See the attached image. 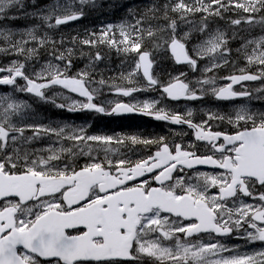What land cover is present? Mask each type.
<instances>
[{
    "label": "snow or ice",
    "instance_id": "1",
    "mask_svg": "<svg viewBox=\"0 0 264 264\" xmlns=\"http://www.w3.org/2000/svg\"><path fill=\"white\" fill-rule=\"evenodd\" d=\"M87 5L95 7V0H56L31 14L42 24L24 29L18 40L17 33L0 28V40L6 45L0 52L25 60L36 58L39 48L56 43L38 30L81 19ZM23 7L22 0H0V19L9 18V10ZM226 13L232 14L227 20L231 34L210 27V18L225 19ZM129 15L132 21L108 24L79 41L137 55L126 79L131 83L142 69L146 83L128 88L113 85L117 94L128 97L158 88L172 100H196L209 94L218 100L264 99V35L242 38L236 49L256 71L241 68L239 74L221 77L230 81L223 86L215 75H207L231 62L229 43L238 37L242 25L264 31V0H167L163 5L153 3L142 13L129 9ZM196 15L200 21L195 31L202 38L189 48L192 31L178 36L177 29ZM145 41L170 51L177 64H186L192 71L207 60L202 77L186 81L181 77L187 74L181 72L167 82L160 80L151 71L154 61L144 49ZM71 54L72 49L54 51L56 60L66 61L64 67L49 61L31 75L25 63L14 60L0 67V73H6L0 75V85L69 112L140 114L187 125L209 151L199 154L195 143L170 144L166 136L90 135V124L24 123V114L32 106L12 94L0 95V264H264V247L241 253L240 245L217 239L232 237L243 240L245 246L264 245V110L253 111L245 104L232 114L208 112L206 120L195 123L191 109L181 114L158 106L159 99L97 102L102 89L91 84L104 86L106 81H93L88 71L68 75ZM101 59L97 51L94 60ZM18 79L25 83L21 86ZM246 81L262 82L254 89L257 95L243 86ZM236 84H241V90L234 88ZM55 85L84 100L56 103L46 93ZM213 120L226 121L235 131L213 130L209 124ZM28 131L32 135H25ZM44 137L56 139L43 148L29 147ZM64 141L70 143L66 146ZM128 144L155 146V151L137 160L112 158ZM82 156L89 162L78 166ZM197 165L217 171L190 172ZM245 197L258 203H248Z\"/></svg>",
    "mask_w": 264,
    "mask_h": 264
},
{
    "label": "rangeland",
    "instance_id": "2",
    "mask_svg": "<svg viewBox=\"0 0 264 264\" xmlns=\"http://www.w3.org/2000/svg\"><path fill=\"white\" fill-rule=\"evenodd\" d=\"M29 0H22L23 2V9H19V8H14L9 10V12L7 13V16L9 18H5V19H0V28H4V29H11L13 32L17 33V35L15 36V39H20V33H22L24 31V29L29 28L33 25H40L42 24V22L37 19L36 17H34L33 15H31L32 13L38 12L39 10L45 9L47 6L52 5L53 3L56 2V0H46L48 3L39 7H35L34 9H32L33 6H35V0H31V2L29 3V8L26 9L27 3ZM123 1V2H122ZM67 0H60V3H66ZM167 0H143V2H134L132 0H120V2L117 3H111V1H109L106 5V10L104 13H93L88 20L82 24V25H77L76 27H70V28H66V29H62L61 32L64 31H69V30H91L93 27L99 26V27H105L108 24H112V25H118L120 24L122 21L124 20H129L132 21V16L129 15V9H135L137 13H142L144 12L149 6H151L153 3L158 4V5H163L164 3H166ZM27 13V15L25 14ZM108 13L110 14V16L108 15ZM11 17H16L15 19H12ZM115 17L113 20H110V18ZM34 20L33 21H28L25 22L27 19L29 20ZM18 19H20L21 21H19ZM18 20V21H16ZM97 22V23H96ZM165 24V23H163ZM199 24V23H198ZM197 24V25H198ZM196 26V25H195ZM195 26L192 27L191 23H185V22H181L179 24V27L177 29V35L178 36H182L185 32L188 31H192V38L191 40L188 42V47L191 48L195 45V40L194 36L196 35V31H195ZM243 26H247V25H243ZM83 28V29H81ZM251 29V28H250ZM240 32L244 33L242 35V37H245V39H251L253 37H258L260 35H264V31H257L254 30L253 32L248 34L249 31V27L246 28H241L240 27ZM51 29H48L46 27H41L38 32L40 35L43 34H47L48 36L51 35ZM246 32V33H245ZM240 35V33H239ZM117 36L119 37V33L117 32ZM198 43V42H197ZM6 46L4 44V42L2 40H0V47H4ZM29 47H33L35 45L30 44L28 45ZM240 47V46H239ZM239 47H237L236 49H238ZM236 49L233 50V56H232V62L231 65H229L230 67L236 66L237 68H251L253 70L256 71V66H251L248 67L246 64V61L243 57V55L241 53H237ZM148 50H150L151 52V59L154 61V72L153 74H167L169 75L168 78L171 77H175L177 75H179V73L183 72L182 70L176 68L174 66V64L172 63L171 58L169 57V55L167 54V50L164 48H160V49H156L154 47H148ZM38 57V56H37ZM36 58L34 59H29V60H25V58L23 56L17 55L15 53H3L0 52V65L1 67H6L9 66L11 64L12 61L16 60V61H20L22 63H25V71L27 74L31 75L33 72L35 71H39L41 69V67L43 65H45L47 62L51 61L54 64H58L60 65L61 68L64 67V64L62 63V61H58L56 59H51L49 61L46 62H37ZM33 61V65H31ZM208 63L207 60H202L199 62V69L200 71H196L194 72L195 75V80H197L198 78H201L203 75V68L205 67V65ZM129 65V70L132 71V69L135 68L134 63H132V66ZM98 64H94V71H97L98 68ZM216 70V69H215ZM84 71H88L91 75V78L93 81L98 82L99 80L95 77V74L93 72V68L90 66H86L85 68H83L80 72H84ZM185 73V72H184ZM199 74V76H197ZM224 72L223 70L218 71L217 73L212 74L211 73H207V75L211 76V75H215L217 77V84L220 85L221 82V77L223 76ZM21 86L23 85L22 83H18ZM262 83L257 84L256 86H254V89L261 87ZM91 87L93 88H101L102 91L99 95L101 101H118V98L115 97H110L108 96V98L104 97V91L106 90V86H100L98 83H92ZM4 94H12L16 99L18 100H25L27 101L32 107L30 110H27L24 114V123H42V124H52L53 126L56 125H63L65 123L67 124H71V125H83V124H90L91 126L88 128V134H106V135H113L115 133L112 132V127L115 126V124H111L112 127H106L104 129H106L107 131L105 132H100L99 129L97 130H92V127L95 126V122L93 121L94 116L93 115H89L86 114L87 116H83L81 115L83 112L82 111H76V112H69L66 109H61L56 107L55 105H53L52 103H45L42 101H39L37 98L33 99L30 98L29 96L27 97V95L25 94V92H16L14 91L12 86H9L7 89H1L0 90V95H4ZM47 95H49L50 97H52L53 99L56 100V103H71L72 100H78L75 97H70V96H66L65 92L61 91V90H51L47 93ZM163 96L162 93L157 92L154 93V95H152V97H150L149 95H143V96H137L134 97V102L135 101H143L146 99H159L161 102H166L165 99H161V97ZM64 97H68V101L64 100ZM256 100L259 104H258V108H256V110H262L264 109V99H254ZM80 101V100H78ZM261 103V104H260ZM246 105H248L251 108V105L247 102L245 103ZM243 104V105H245ZM262 108V109H261ZM76 115H79L80 117H76ZM221 115H223L221 113ZM15 119H19V118H15ZM27 135L30 136L32 135L31 131L27 132ZM55 137H44L40 140L34 141L29 147L30 148H43L48 146L49 144H52L55 141ZM70 142L68 141H64V144L67 146ZM93 155H96V153L94 152ZM79 159H85L86 163L88 162L89 158L87 156H82L79 157ZM203 239H207L203 238ZM264 247V246H263ZM243 252H251L253 250H248V249H241ZM242 252V253H243Z\"/></svg>",
    "mask_w": 264,
    "mask_h": 264
},
{
    "label": "flooded vegetation",
    "instance_id": "3",
    "mask_svg": "<svg viewBox=\"0 0 264 264\" xmlns=\"http://www.w3.org/2000/svg\"><path fill=\"white\" fill-rule=\"evenodd\" d=\"M240 69V68H239ZM239 69H237V72L239 73ZM199 69L197 70V72ZM248 71H254L252 69H248ZM187 75L186 77H181V79H185L186 81H195V75L194 72L192 71L189 66L185 68L184 71ZM159 77L160 80L167 82L170 78L169 75L167 74H154ZM199 76V74L197 75ZM226 82L224 81L222 83ZM260 82V81H259ZM258 83V82H256ZM256 83H245L243 84L244 87L248 88L250 91H253V94L255 95L254 92V86ZM136 87V86H132ZM198 87V86H197ZM237 90H241V85L235 87ZM150 91H160L158 88ZM139 91H137L138 93ZM248 98L245 99H238L235 101H218L216 100L215 97L212 95H204L201 99H196L192 101H181L178 103L175 102H161L159 106H164L167 109H170L172 111L178 112V113H186L189 109L192 110L193 115L191 119L195 123H200L203 120L207 119V113L208 112H217L219 114H232L234 113L235 109L238 108L239 106L249 103L251 105V109L253 111H256V108H258V102L256 100H247ZM134 102V101H133ZM261 104V103H260ZM262 109V108H261ZM264 110V109H262ZM139 124L136 127H133V129H130L128 132L122 133V135H138L141 137L145 138H151V137H156V136H166L168 137V141L170 144H175V143H180L187 147L191 143L196 144V149L199 154H205L209 151L208 146L206 145L205 142L202 141H196L195 140V134L194 132L185 125H180L178 127L169 125V124H164L160 122H152V121H147V120H138ZM209 124L212 126L213 130H224V131H235L234 128H232L231 125L227 124V122H220V121H209ZM155 151V146H150L146 147L144 145H131L128 144L127 146L121 147L119 153H117L115 156H113V159L119 158L120 156H127L128 158L132 160H137L142 157H145ZM100 158H103V155L100 156ZM201 171V172H214L217 170L213 169H205V168H200L196 170H192L190 172L194 171ZM153 186H158L157 184H153ZM216 189H212L211 192H215ZM246 202L256 204L258 201L251 200L248 197L244 198ZM234 240V238H233ZM238 242L241 240L236 239ZM235 241V240H234ZM237 241H235L237 243ZM253 249H259L263 247L264 245L260 243H256L254 245H249Z\"/></svg>",
    "mask_w": 264,
    "mask_h": 264
},
{
    "label": "trees",
    "instance_id": "4",
    "mask_svg": "<svg viewBox=\"0 0 264 264\" xmlns=\"http://www.w3.org/2000/svg\"><path fill=\"white\" fill-rule=\"evenodd\" d=\"M100 3L102 0H98ZM88 7H84L85 15L82 18L80 22H82L84 19L88 20V18L91 16V12ZM104 10V9H103ZM103 13V12H102ZM232 16L231 13L225 14V19L220 18H210V27H216L218 25L224 24L229 25L227 20L228 17ZM234 18V17H233ZM190 19L193 22V25H197L200 21L199 15L190 17ZM97 23V22H96ZM157 23V21H153V24ZM158 23L163 24L166 23L164 20L158 21ZM249 27V32H253L254 30H261L260 27H250V26H241V28ZM104 27H100L93 30H69L61 32L62 29H66V26H60L56 28H51V35L49 36L52 41H55V47H53L52 43L46 44L44 47L39 48V54H38V61H45L48 59H55L53 53L54 51L56 54L60 51H65L66 49H72L71 54V68L68 73L70 76H75L77 73H79L83 68L86 66H90L93 68V72L95 74V77H98V80L104 79L106 81V84L109 86H122L125 84V80L127 77V74L130 72L129 70V63L130 66H132V63L136 60V54L135 53H124V52H118L115 48H110L106 45H99L96 47H89L86 45H82L79 43L81 39L86 38L89 33L96 32L99 33L101 29ZM251 28V29H250ZM253 30V31H251ZM238 32L241 30L238 29ZM248 32V33H249ZM246 33V32H245ZM231 34V32H230ZM244 33L240 32V35L235 40V44L237 45L238 41L242 38V35ZM73 37H76L77 39L74 41ZM119 39V37L117 36ZM196 40L199 39V36L194 37ZM244 38V37H243ZM234 40H231L229 45L234 44ZM148 47H154V44L152 41H145L144 49L148 50ZM99 51L103 57L99 62L94 60L95 53ZM150 51V50H148ZM67 54V53H66ZM63 64L66 63V61H62ZM94 64H98L97 71H94ZM133 67V66H132Z\"/></svg>",
    "mask_w": 264,
    "mask_h": 264
},
{
    "label": "water",
    "instance_id": "5",
    "mask_svg": "<svg viewBox=\"0 0 264 264\" xmlns=\"http://www.w3.org/2000/svg\"><path fill=\"white\" fill-rule=\"evenodd\" d=\"M169 52H170V51H169ZM170 54H171V52H170ZM171 55H172V54H171ZM173 60H174V58H173ZM174 61H175V60H174ZM175 63H176V62H175ZM176 64H177V63H176ZM177 65H184V64H177ZM151 69H152V68H151ZM140 71H141V74H142V69H141ZM52 87L62 88L63 90L67 91L68 93L73 94V95H76V96H78V97L84 99V97L79 96L78 93H73V92L69 91L68 89L63 88L62 86L55 85V86H52ZM113 94H115V95H119V94L116 93V91L113 92ZM124 115H128V114H124ZM115 116H123V115H115Z\"/></svg>",
    "mask_w": 264,
    "mask_h": 264
}]
</instances>
